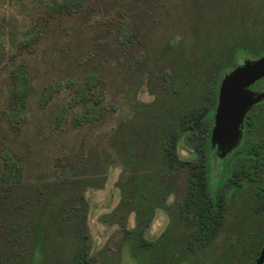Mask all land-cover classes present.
Instances as JSON below:
<instances>
[{
	"label": "rangeland",
	"instance_id": "rangeland-1",
	"mask_svg": "<svg viewBox=\"0 0 264 264\" xmlns=\"http://www.w3.org/2000/svg\"><path fill=\"white\" fill-rule=\"evenodd\" d=\"M0 17V264L254 263L264 76L241 89L253 100L233 135L208 150L222 199L212 238L182 207L187 167L163 160L159 118L201 103L219 65L228 75L264 54V0H5ZM177 152L196 158L185 136ZM143 222L154 245L128 232Z\"/></svg>",
	"mask_w": 264,
	"mask_h": 264
},
{
	"label": "trees",
	"instance_id": "trees-1",
	"mask_svg": "<svg viewBox=\"0 0 264 264\" xmlns=\"http://www.w3.org/2000/svg\"><path fill=\"white\" fill-rule=\"evenodd\" d=\"M1 1L5 0H0V2ZM5 21V17H0V26H3ZM10 33L14 39L15 29H11ZM3 34V31L0 30V49H4L1 41ZM236 49L238 52H246L248 48L239 45ZM248 52H251L250 49ZM229 68V65L221 64L214 70V76L213 73L210 76L213 78V84L201 94V103L185 100L178 108L175 107V110L159 118V124H161L165 130L163 136L160 138L163 160L170 168L187 167L189 180L182 207L186 213L190 209L195 210L193 218L199 224L197 231L202 236H210V238H212L213 221L219 218L220 215L218 216L217 213L220 212L222 205L218 185L213 184L211 176L209 175L210 167L208 168V162L210 160V152H208V150L212 148L211 134L214 125L212 114L218 103L217 96L221 81ZM17 77L19 80L26 81L22 73H19ZM170 88L174 93H179L181 90L179 88L177 89L175 85L170 86ZM23 94L24 93H22V95ZM21 100L25 103L24 97L21 98ZM95 102L97 101L95 100ZM94 108V106L89 105L87 110L88 112H92ZM183 136L186 137L191 147L195 150V159L183 160L179 157L177 144ZM256 150V145H252V147L249 148V155L252 160L245 161L241 166L242 178L245 180H252L254 178L253 170L255 166H258L259 162L256 159L253 160ZM233 171V167L230 170L224 167L222 169L223 174H230ZM146 225L147 224L144 222L140 223L135 229L129 230L128 232L132 234L136 233L139 241L144 245H154L155 241H149L143 236ZM87 237L88 235L86 233L84 234V231H82L81 238L85 239ZM78 246L80 247L77 252L81 261L85 258L84 254L88 244Z\"/></svg>",
	"mask_w": 264,
	"mask_h": 264
},
{
	"label": "water",
	"instance_id": "water-1",
	"mask_svg": "<svg viewBox=\"0 0 264 264\" xmlns=\"http://www.w3.org/2000/svg\"><path fill=\"white\" fill-rule=\"evenodd\" d=\"M264 76V54L251 63L238 66L221 81L218 103L212 128L211 142L215 145L219 140L233 135L240 120L252 103V96L241 95V89ZM264 263V246L255 264Z\"/></svg>",
	"mask_w": 264,
	"mask_h": 264
},
{
	"label": "flooded vegetation",
	"instance_id": "flooded-vegetation-1",
	"mask_svg": "<svg viewBox=\"0 0 264 264\" xmlns=\"http://www.w3.org/2000/svg\"><path fill=\"white\" fill-rule=\"evenodd\" d=\"M258 165H259V162H258ZM263 187H264V186H263ZM263 246H264V242H263V245H262L261 249L258 251L257 257L255 258V261H254L253 264L256 263V260H257V258L259 257V255H260V253H261V250H262ZM263 264H264V263H263Z\"/></svg>",
	"mask_w": 264,
	"mask_h": 264
}]
</instances>
